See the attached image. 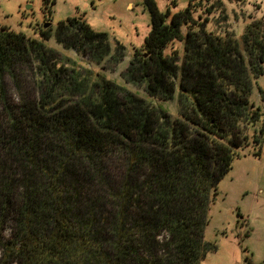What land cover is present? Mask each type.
Wrapping results in <instances>:
<instances>
[{"label":"trees","instance_id":"trees-1","mask_svg":"<svg viewBox=\"0 0 264 264\" xmlns=\"http://www.w3.org/2000/svg\"><path fill=\"white\" fill-rule=\"evenodd\" d=\"M145 3L150 30L122 78L162 101L178 91L175 119L99 74L82 77L44 42L0 28V264L17 258L21 264H85L100 255L90 236L98 228L93 208L79 207L80 194L65 186L76 175L116 185V201L143 205L142 233L165 235L164 256L153 264H201L215 250L204 237L209 205L260 119L249 96L264 73V18L247 23L237 39L207 31V21L193 18L191 0L173 15L153 0ZM188 25L197 30L182 36ZM54 39L96 62L110 57L107 34L83 18L58 22ZM175 40H184L182 57L176 50L164 54ZM28 70L35 74L32 88H18L14 99L6 79L17 85ZM251 139L258 143L254 134ZM17 166L22 176H8ZM8 222L14 230L5 240ZM125 254L131 264H150L137 249Z\"/></svg>","mask_w":264,"mask_h":264},{"label":"rangeland","instance_id":"rangeland-1","mask_svg":"<svg viewBox=\"0 0 264 264\" xmlns=\"http://www.w3.org/2000/svg\"><path fill=\"white\" fill-rule=\"evenodd\" d=\"M153 1L160 12L169 10L171 15L185 9L189 3V0ZM50 2H53L52 6ZM50 2L0 0V28L11 29L44 42L61 57L67 58L66 66L79 72L82 77L93 78L95 74H99L164 108L173 119L176 118L178 91L171 100L162 101L149 97L143 88L134 87L122 78L134 49L142 47L150 30L151 18L145 0ZM191 5L193 18L199 22L207 21V31L221 36L232 33L237 39L241 38L247 23L264 18V0H191ZM73 17L83 18L94 31L107 34L111 47L110 57L96 62L89 52L66 49L55 42L54 33L58 22ZM189 30L196 31L197 27H182V36ZM43 33L50 34L51 37L44 40L41 36ZM117 44L124 47L122 52L118 51ZM173 50L178 51L182 57L184 40L170 43L164 49V54H170ZM121 57L122 60L117 61ZM180 64L181 61L178 65ZM20 76L17 85L6 79L8 92L14 99L18 88L23 93L29 92L35 78L30 70L23 71ZM175 82L178 85L179 74ZM249 101L259 109L260 119L248 131L249 145L239 150V155L232 160L230 170L217 185L214 201L207 211L208 223L204 228L205 240L214 244L215 250L208 251L201 264H264V73L256 80ZM253 134L258 139L257 144L252 142ZM253 152H258V155H253ZM8 176L19 179L22 176L19 166L16 170L12 168L8 171ZM77 176L67 177L65 186L69 192L80 194L79 207H92L95 219L98 220L95 222L98 223V228L90 236L94 238V248L100 249V255L97 258L90 255L85 264H103L106 258L114 264H131L125 254L130 247L132 250L137 249L139 256L147 259L150 264L154 263L155 257L159 259L164 256L160 246L165 242V235L152 233L145 237L140 229L139 219L144 210L143 205L137 201H130L127 205L116 201L112 197L116 185L91 183ZM13 224L6 223L3 232L5 240L13 232ZM115 246H119L118 250ZM21 263L17 258L11 264Z\"/></svg>","mask_w":264,"mask_h":264},{"label":"water","instance_id":"water-1","mask_svg":"<svg viewBox=\"0 0 264 264\" xmlns=\"http://www.w3.org/2000/svg\"><path fill=\"white\" fill-rule=\"evenodd\" d=\"M44 27H47V25H44Z\"/></svg>","mask_w":264,"mask_h":264},{"label":"flooded vegetation","instance_id":"flooded-vegetation-1","mask_svg":"<svg viewBox=\"0 0 264 264\" xmlns=\"http://www.w3.org/2000/svg\"><path fill=\"white\" fill-rule=\"evenodd\" d=\"M47 24H49V23H47Z\"/></svg>","mask_w":264,"mask_h":264}]
</instances>
